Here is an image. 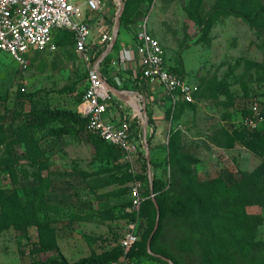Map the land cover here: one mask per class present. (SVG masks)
<instances>
[{"label":"rangeland","instance_id":"1","mask_svg":"<svg viewBox=\"0 0 264 264\" xmlns=\"http://www.w3.org/2000/svg\"><path fill=\"white\" fill-rule=\"evenodd\" d=\"M74 1L84 4L87 0ZM104 3L110 11L101 14L93 25L110 20L115 26L119 1L104 0ZM227 3L128 0L121 25L126 16L124 35L131 38L136 35L138 25L149 18L152 34L163 45L168 65L178 75L189 76L198 88L197 103L206 84L227 100L233 99L230 90L238 85L244 93L239 104L247 107L251 100H258L253 95L261 86L264 89V16L255 21L257 26L233 15L219 16L218 10L227 9ZM57 40V51L31 54L26 69L0 52V197L17 198L24 211L22 218L19 213V220H29L28 226L20 229L8 227L0 199V264H62L63 260L68 264L87 260V264H101L119 251L121 240L129 231L136 232L141 244L136 264H175L152 249L159 229L162 231L156 251H166L178 264H211L206 258L211 250L206 244L204 223L197 215V201L214 203L215 193L202 190L191 201L193 192L187 191L186 185L191 173L198 177H191L196 183L213 178V172H204L200 154L207 150L204 127L213 110L198 111L197 104L181 110L178 121L185 119L184 128L173 130L182 135L180 152L187 163L176 168L170 165L169 149L162 152V163L160 159L155 164L151 161L152 178L162 182L160 204L155 201L158 212L155 214L153 205L144 207L142 213L141 209L133 211L134 182L139 180L143 184V192L147 189L146 182L138 179L145 174L143 166L137 165L139 175L134 177L122 153L106 152L105 144L87 128L51 117L59 111L79 114L88 69L93 66L92 61L76 52L71 32L63 31ZM203 69L215 76L210 82L200 79ZM227 136V131H218L215 139L224 140L227 146ZM244 150L250 152L247 157ZM236 154L241 159L236 162L237 168L226 153L218 152V159L222 158L226 169L217 178H224L227 184L241 183L244 173L252 174L264 166L262 152L258 154L255 149L240 146ZM158 169L162 170V177ZM232 192L226 196L225 190L222 194L225 201L216 205L218 210H227V201L231 200L233 219L228 213L227 221L218 226H225L228 234L234 235L236 230L238 236H253L262 246L252 252L253 262L245 254H239L231 264H264V202L251 205L245 190L237 192L233 187ZM190 211L193 214L188 217ZM197 219L201 222L199 228ZM237 222L235 229L231 223ZM228 234L218 237L227 238ZM229 244L227 240L219 242L222 249L219 264H225Z\"/></svg>","mask_w":264,"mask_h":264},{"label":"built area","instance_id":"2","mask_svg":"<svg viewBox=\"0 0 264 264\" xmlns=\"http://www.w3.org/2000/svg\"><path fill=\"white\" fill-rule=\"evenodd\" d=\"M105 7L104 0H87L84 4L74 0H0V52L9 55L26 69L31 54L57 51L56 33L69 31L74 35L76 52L90 62L89 47L93 30L87 14L101 15ZM107 24L102 26L101 38L97 43L100 47L109 46L113 39L111 24ZM149 28V18H145L138 25L134 37L142 79L159 84L174 106L179 102L195 104L198 88L188 79L170 71L166 65L165 49ZM111 99V91L99 71L90 66L79 114L88 120L86 128L89 132L122 151L134 177H138L139 151L132 140L131 122L127 119L115 122L108 117ZM263 122L264 112L260 103L252 102L250 113L243 119V128L251 133L258 132ZM143 193V184L136 180L132 188L133 211L140 210L145 200ZM151 197L155 198V195ZM138 242L136 232L129 231L120 243L122 256L118 261L107 264H136L130 254Z\"/></svg>","mask_w":264,"mask_h":264},{"label":"crops","instance_id":"3","mask_svg":"<svg viewBox=\"0 0 264 264\" xmlns=\"http://www.w3.org/2000/svg\"><path fill=\"white\" fill-rule=\"evenodd\" d=\"M107 7L108 4L105 7L104 12L110 11L107 10ZM99 16L100 15L93 16L91 14H87V20H89L88 22L93 30L91 46L89 47V54L91 55L92 59L96 57V55L102 50V48L97 44L101 38L102 26L106 25L107 23L111 24V30L114 32V25L110 20H105L104 24L100 23L98 26L93 25ZM149 29L150 33L152 34L151 25ZM62 32L63 31H59L55 35V42L57 45V38L62 34ZM124 34L125 33L121 34V36L119 35L117 41V43L119 42V47L117 49L114 48L113 52L104 60H102L97 67L96 64L99 62L101 55L108 48V45H104L103 48H105V50L102 52L97 61L94 63L92 62V65L99 71L102 79L107 81L113 87L111 92L112 99L108 103V117L115 122H119L122 119H130L132 121V125L134 127L133 130L136 134L138 133L137 135L135 134L133 139V142L137 145L139 151L137 165H142L141 158L148 159L150 168L149 173L151 172L152 174L151 161L153 164H155L157 159H160L159 162L162 163L164 160L162 152L165 151V149L168 151L170 132L178 127L184 128L183 123L185 119L182 118L181 121H178L182 116V111L179 110L177 117L174 118L172 116L171 118H168V109L173 105L171 100L166 96L164 89L159 84L148 83L142 79L141 63L135 51V36L127 38V36ZM107 59L110 61L105 64ZM166 65L169 69H172L168 65L167 59ZM182 77L188 80L190 79L189 76ZM199 77L202 81L210 82L211 78L215 76L211 77L209 71L207 72L203 69L200 71ZM228 80L230 81L231 79ZM189 81L191 82V80ZM208 85L209 84H206L203 91L201 92L203 95L201 101L199 103L196 101L194 105L197 104L198 111L201 110L211 113V110H213V113L208 115V120L205 122L206 126L204 125L206 135L203 139L208 143L207 150L201 151L200 154L203 155V164L205 169L204 172L208 171L209 174L213 172L212 179H216L222 174L224 175L223 170L226 169L222 164L223 162L220 160L222 158L218 159V152L226 153L231 163L237 168L236 162L239 163L241 159L238 158L236 152L239 150L240 146H245L242 141H237L234 147H226V144L223 142L224 140L220 139L218 142L215 139L218 131L225 130L229 135H234V131L237 129L245 130L242 126V123L244 117L246 116V112H250L252 102L256 101L260 103L264 112V89L263 86H261L260 91L253 95L259 97L258 100H251V103L245 107L239 104L242 100V98L239 97H243L244 95L242 89H240V86L236 85L235 88H231L230 91L231 94H233V99L227 100L226 96L222 95L218 91H211ZM150 118L152 123L150 122ZM140 126L143 129L142 138L138 137L140 134ZM259 131L264 133V122L261 124ZM149 134H154V138L151 145H149L150 153L148 155L146 147H142V143L144 142L145 144V140L148 139ZM142 152L144 154H142ZM243 153L244 157H247L250 152L249 150H244ZM156 171L159 172L158 175L162 177V170L158 169ZM204 172H201L200 175L203 176Z\"/></svg>","mask_w":264,"mask_h":264},{"label":"trees","instance_id":"4","mask_svg":"<svg viewBox=\"0 0 264 264\" xmlns=\"http://www.w3.org/2000/svg\"><path fill=\"white\" fill-rule=\"evenodd\" d=\"M126 3L128 2V0H125ZM219 2H229L227 3L228 6L227 9H224L225 7L221 8L220 10H218L220 12L219 16L221 15H233L236 17H240L243 18L245 21H247L249 24L253 25V26H257L255 24V21H258L260 17L264 16V0H219ZM128 10V7L127 9ZM126 12V11H125ZM128 25V21L126 19V16H123L122 18V25H121V32H120V36L121 34L126 32V27ZM107 47V46H106ZM119 47V42L117 43L115 49H117ZM102 50L96 55V57H94L92 59V62L94 63L95 61H97L100 57V55L102 54V52L105 50V48H103V46L101 47ZM2 53V52H1ZM110 60L107 59L105 61V64H107ZM171 72L177 74L175 72V70L170 69ZM142 77V75H141ZM83 97H84V93L82 96V100L81 103L83 101ZM197 98V97H196ZM191 107L194 106V104H187L184 102H179L177 103L176 106L172 105L169 107L168 109V118H171L172 116L175 118L177 116L178 110H185L187 109V107ZM175 107V109H174ZM250 112H246V115L249 114ZM53 119H62V120H67L70 124H72L73 126H76L78 128L80 127H84L86 128L87 126V122L88 120L81 117L80 114H73L67 111H59L56 114H51ZM129 122H131V130H132V140L134 139L135 136V132H134V127L132 125V121L130 119H128ZM150 122L152 123V120L150 118ZM140 128V134H139V138L143 137V129ZM234 135H229L228 134V144L226 147H234V145L236 144L237 141H242L244 143L245 146L255 149V151L260 154L262 152V154L264 153V149H263V144L261 141L264 140V133L263 132H248L247 130H236L234 131ZM138 134V133H137ZM136 134V135H137ZM171 137H170V141H169V145H168V149L170 152V162L169 164L174 166V168H176L177 166H185L186 159L181 155V148H180V143H181V139H182V135L180 132L178 131H174L172 130L171 132ZM99 140H101L106 148V152L108 153H112L117 151V153H119L121 155L122 151L119 150L117 147L111 145L110 143L106 142L105 140L101 139L100 137H98ZM154 138V134H149L148 135V139L147 142L149 143V145H151L152 141ZM261 142V143H260ZM264 142V141H263ZM145 144L144 142L142 143V147H144ZM146 147V146H145ZM144 152V151H143ZM142 152V154H144ZM141 164L143 166V172L145 174H143V177H139L138 179H142L146 182L147 184V189L144 191L143 196L145 198L142 206H141V212L144 210V207L148 206V205H153L154 207V212L155 214H157L158 210L156 208L155 205V201H159V197L161 195V192H163V190L161 191V181L158 180H154L153 178V185L151 186L150 182H149V160L146 158H141ZM129 166V165H128ZM129 168V167H128ZM187 173H191L190 171H188ZM196 175V174H195ZM195 175H193L192 173L190 174V176L187 178V181L189 182L186 185V190L193 192L191 195L190 199L191 201L194 200L193 196L195 194H197L198 192H202V190H205L206 192H213L215 193V197L213 198V202L215 203H207V202H203V200H199L197 201V204H199V210H198V216L200 215V217L202 218L201 220L203 221V228L206 231L207 234V240L206 244L207 246L209 245V249L211 250L210 254L208 253L206 258L209 260V262L211 264H219V262H221L219 260V258L221 259V244L219 246V242L221 241H229V243L231 242V245L229 244L228 248L229 250L227 251L226 256H224L225 260V264H231L232 260H237L238 259V255L239 254H245V256L250 259L253 262V258H255L254 256H252V252L255 249H258L262 246V244L258 241H256V239H254L253 236H248V234H240L239 236L237 235V231L235 230L234 235H232V232H230L228 234L225 233V229L223 225L218 226V224L222 221H227L226 217L228 215V213H230L229 218L232 220V215L234 213V208L229 206L230 204H232L233 202L231 200L227 201V210L226 209H222V210H218L219 206L216 205V203H222V194L225 190H228V194H226V196H231L232 195V191H233V187L236 188L237 192L240 190H245L246 195L249 197V202L251 205L254 204H259L264 202V166H261L260 168H258V171L253 172L252 174L250 173H244L243 176V182H236L235 184H227L228 182L224 179V178H217V179H212V180H207V181H203L200 180L197 183L193 182L191 180L192 178H196L198 179V177H196ZM185 176V174H184ZM245 180V181H244ZM238 187H240L238 189ZM153 190V192H152ZM197 192V193H196ZM252 192V193H251ZM250 193V194H249ZM155 195V198H152V195ZM199 197V196H196ZM1 202H3V218L5 220H7L8 222V227H16V228H22L24 226H28L29 220L24 219V220H19V213L22 217L23 216V209L20 206V203L18 201L17 198H13L11 199H7L5 198L4 200V196L0 197ZM212 199V198H211ZM209 199V200H211ZM195 201V200H194ZM191 203H195V202H191ZM189 206V205H187ZM192 211H190V215L188 217H191ZM161 213L162 209H161ZM205 219V222H204ZM198 220V228H199V223H201ZM231 225L234 226L235 229L238 228V222L237 223H231ZM226 228V227H225ZM232 230V229H231ZM161 231L162 229H159L158 233L155 235L153 242H152V249L153 251L161 256H165L166 258L172 260L175 264H178V261L175 260V258L171 255V254H167V252L165 251H156L155 245H156V241H160L159 235L161 236ZM222 234L224 235H229V237L227 238H222V237H218L221 236ZM224 239V240H222ZM162 240V239H161ZM140 249H141V244L140 242H138L131 254L130 257L131 259L136 263V257L140 256ZM122 256V249L120 248L119 251L111 257L106 258V260H104L103 262H101V264H107L110 262H115L118 261L120 259V257ZM252 258V259H251ZM89 261H83L82 264H87ZM62 264H68V262L66 260L62 261Z\"/></svg>","mask_w":264,"mask_h":264},{"label":"water","instance_id":"5","mask_svg":"<svg viewBox=\"0 0 264 264\" xmlns=\"http://www.w3.org/2000/svg\"><path fill=\"white\" fill-rule=\"evenodd\" d=\"M117 1H119L120 8H119V10L117 12V15H116L114 32H113V39H112L110 45L108 46L107 50L101 55L99 62L96 64L97 67H98V65L100 64V62L102 60H104L107 56H109L113 52V50H114V48H115V46L117 44L119 35H120V30H121V17H122V13H123V10H124V7H125V0H117ZM103 81H104L105 85L107 86V88L109 89V91L112 92L113 87L107 81H105L104 79H103ZM145 146H146L147 153L149 155L150 148H149V143L147 142V139L145 140ZM149 177H150V183H151V186H152L153 185V178H152L151 172L149 173ZM158 226H159V220L157 222V227H156L155 232L158 231ZM157 257H160V256H157ZM160 258H162V257H160ZM162 259H164L167 262H170L171 263V261L168 260V259H165V258H162Z\"/></svg>","mask_w":264,"mask_h":264}]
</instances>
